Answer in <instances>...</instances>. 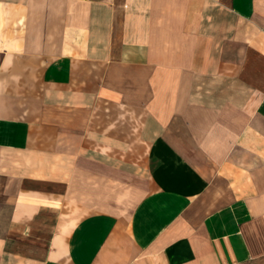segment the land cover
Here are the masks:
<instances>
[{
  "label": "crops",
  "instance_id": "1",
  "mask_svg": "<svg viewBox=\"0 0 264 264\" xmlns=\"http://www.w3.org/2000/svg\"><path fill=\"white\" fill-rule=\"evenodd\" d=\"M0 264H264V0H0Z\"/></svg>",
  "mask_w": 264,
  "mask_h": 264
},
{
  "label": "rangeland",
  "instance_id": "2",
  "mask_svg": "<svg viewBox=\"0 0 264 264\" xmlns=\"http://www.w3.org/2000/svg\"><path fill=\"white\" fill-rule=\"evenodd\" d=\"M71 207V206H70ZM85 211V212H84ZM83 212L82 211H77V210H74V208L73 207H71V210L70 211H68V213L67 214H65L64 216H65V218L66 217H69L70 218V222H71V225L73 224V222L75 221V220H77L81 215H83V214H85L86 212H88L89 211V209H86V210H84Z\"/></svg>",
  "mask_w": 264,
  "mask_h": 264
}]
</instances>
